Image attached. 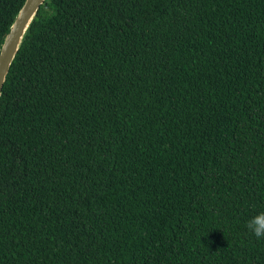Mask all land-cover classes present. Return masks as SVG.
<instances>
[{
    "label": "trees",
    "instance_id": "obj_1",
    "mask_svg": "<svg viewBox=\"0 0 264 264\" xmlns=\"http://www.w3.org/2000/svg\"><path fill=\"white\" fill-rule=\"evenodd\" d=\"M260 212L264 0L41 4L0 96V264H264Z\"/></svg>",
    "mask_w": 264,
    "mask_h": 264
},
{
    "label": "water",
    "instance_id": "obj_2",
    "mask_svg": "<svg viewBox=\"0 0 264 264\" xmlns=\"http://www.w3.org/2000/svg\"><path fill=\"white\" fill-rule=\"evenodd\" d=\"M45 0H24L0 45V96L9 68L24 36Z\"/></svg>",
    "mask_w": 264,
    "mask_h": 264
},
{
    "label": "clouds",
    "instance_id": "obj_3",
    "mask_svg": "<svg viewBox=\"0 0 264 264\" xmlns=\"http://www.w3.org/2000/svg\"><path fill=\"white\" fill-rule=\"evenodd\" d=\"M258 238H264V212L258 213L246 225Z\"/></svg>",
    "mask_w": 264,
    "mask_h": 264
}]
</instances>
